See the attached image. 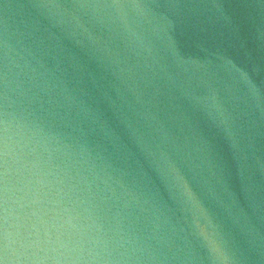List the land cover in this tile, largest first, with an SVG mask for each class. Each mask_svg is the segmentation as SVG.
I'll return each instance as SVG.
<instances>
[{"label":"water","instance_id":"1","mask_svg":"<svg viewBox=\"0 0 264 264\" xmlns=\"http://www.w3.org/2000/svg\"><path fill=\"white\" fill-rule=\"evenodd\" d=\"M0 264H264V0H0Z\"/></svg>","mask_w":264,"mask_h":264}]
</instances>
